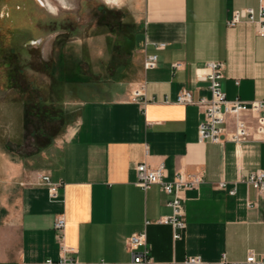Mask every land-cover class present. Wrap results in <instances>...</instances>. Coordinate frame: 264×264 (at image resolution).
Wrapping results in <instances>:
<instances>
[{
	"label": "crops",
	"instance_id": "0c3cea01",
	"mask_svg": "<svg viewBox=\"0 0 264 264\" xmlns=\"http://www.w3.org/2000/svg\"><path fill=\"white\" fill-rule=\"evenodd\" d=\"M142 1L135 20L138 77L101 78L106 89L82 74L72 80L93 82L90 90L103 95L80 101L79 113L50 143L46 165L16 161L15 193L8 196L15 202L0 206V264H49L47 259L62 255L91 264H131L128 238L141 231L151 245L149 264H195L186 262L188 256L242 261L250 250L264 254V190L246 181L250 172L264 170L257 115H246V140L202 141L203 108L177 101L183 90L195 100L210 96L209 81L198 76L210 61L225 63L222 87L228 98H264V35L250 20L228 24L236 9L254 7L258 15L261 0ZM159 42L166 46L157 48ZM149 53H158L159 60L146 69ZM140 87L145 100L134 99ZM142 162H163L166 180L178 172L203 177L182 194L186 227L179 239L171 224L159 222L173 211L172 195L158 183L149 189L137 184ZM42 174L61 183L57 195L52 196ZM60 215L66 220L63 237L54 228ZM64 245L75 251H65Z\"/></svg>",
	"mask_w": 264,
	"mask_h": 264
},
{
	"label": "rangeland",
	"instance_id": "374dc122",
	"mask_svg": "<svg viewBox=\"0 0 264 264\" xmlns=\"http://www.w3.org/2000/svg\"><path fill=\"white\" fill-rule=\"evenodd\" d=\"M142 11V0H0V206L15 202L20 158L46 165L80 101L103 95L72 80L138 77Z\"/></svg>",
	"mask_w": 264,
	"mask_h": 264
},
{
	"label": "built area",
	"instance_id": "2783aa9c",
	"mask_svg": "<svg viewBox=\"0 0 264 264\" xmlns=\"http://www.w3.org/2000/svg\"><path fill=\"white\" fill-rule=\"evenodd\" d=\"M250 20L255 22L259 34L264 35V0L260 1L259 13L256 15L254 7H245L234 10L228 24L236 25L242 20ZM166 42L156 44L157 48H164ZM159 60L158 53H149L145 57L144 66L146 69L157 66ZM175 67L181 66V63H174ZM225 63L223 61H210L204 66L205 71H199L198 76L209 81L210 96H203L198 100L193 98L190 90H183L177 98L178 102L196 103L203 108L204 119L199 124V137L202 141L222 142L224 140L243 141L250 136V125L246 118L248 113L257 115V131L264 136V98L245 100L240 97L230 99L222 87V79L224 77ZM143 87L134 91L135 100H145ZM231 131H228V126ZM225 134V138H224ZM138 180L137 184L144 189H149L154 184H161L164 191L172 197L168 200V204L172 207V213L165 215L159 219V222L169 223L173 226V236L175 239L182 237V230L186 227V221L183 218L184 209L182 194L187 188L197 187L203 177L199 175H186L178 172L173 180H166V167L164 163L157 166H150L145 162L137 165ZM43 181L50 185L52 196L57 195L61 183H55L48 174H42ZM247 183L253 185L259 190H264V170H254L249 173ZM221 187L226 186V182L220 183ZM236 189H232L231 193H235ZM149 223V220L147 221ZM66 220L63 215L58 216L54 222V228L59 235L63 237ZM128 248L132 253L133 259L131 264H149L153 261L151 255V245L148 241L145 231L133 233L128 238ZM65 251H75L74 248L63 246ZM49 264H91L84 263L75 259L62 255L60 259L54 260L49 258L46 260ZM187 263L195 264H264V254H257L254 250H250L245 260L233 261L223 258L217 262L204 261L200 256H188ZM30 264V263H23ZM155 264H169L167 262H155Z\"/></svg>",
	"mask_w": 264,
	"mask_h": 264
},
{
	"label": "bare ground",
	"instance_id": "6f19581e",
	"mask_svg": "<svg viewBox=\"0 0 264 264\" xmlns=\"http://www.w3.org/2000/svg\"><path fill=\"white\" fill-rule=\"evenodd\" d=\"M112 1V0H111ZM50 4V3H49ZM49 6V5H48ZM52 6V5H51Z\"/></svg>",
	"mask_w": 264,
	"mask_h": 264
}]
</instances>
